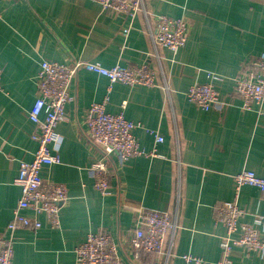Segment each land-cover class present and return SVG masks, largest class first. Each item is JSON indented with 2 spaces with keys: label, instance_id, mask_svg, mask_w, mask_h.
I'll use <instances>...</instances> for the list:
<instances>
[{
  "label": "crops",
  "instance_id": "crops-1",
  "mask_svg": "<svg viewBox=\"0 0 264 264\" xmlns=\"http://www.w3.org/2000/svg\"><path fill=\"white\" fill-rule=\"evenodd\" d=\"M144 3L148 20L105 11L94 0H0L1 232L21 196L15 183L20 164L31 161L38 146L29 111L38 96L42 60H88L106 67L147 63L157 72L156 86L116 82L111 89L106 76L84 69L74 75L66 105L69 120L58 125L64 138L62 162L42 170L45 179L68 188L61 226L52 228L39 215L37 231L17 229L13 264H77L75 246L94 231L113 235L123 264H185L184 254L201 260L193 264H216L226 229L215 220V206L235 198V173L250 169L264 177V119L256 110H244L234 90L245 65L264 52V0ZM154 14L187 20L188 40L177 52L153 44ZM128 26L126 37L123 28ZM209 73L223 77L215 83L221 101L203 110L188 100L187 91L207 82ZM106 94L108 111L124 112L134 121L141 148L155 155L121 162L116 152L107 155L89 136L86 109ZM156 134L163 141H156ZM103 158L111 173L109 194L95 188L90 169ZM237 199L245 210L241 221L258 227L264 237V223L256 222V215L264 214L263 193L244 185ZM142 207L176 214L178 229L162 253L136 259L126 242ZM231 259V264H264V251L235 246Z\"/></svg>",
  "mask_w": 264,
  "mask_h": 264
},
{
  "label": "built area",
  "instance_id": "built-area-1",
  "mask_svg": "<svg viewBox=\"0 0 264 264\" xmlns=\"http://www.w3.org/2000/svg\"><path fill=\"white\" fill-rule=\"evenodd\" d=\"M105 11L111 10L130 18L138 15L146 20L151 14L146 10L144 0H94ZM155 30L150 32L156 47H164L177 52L188 40L189 28L184 18H174L166 14H154ZM130 26L123 28L128 36ZM81 69L106 76L112 84L120 82L129 86H156V70L147 63L117 64L103 66L100 62L80 60L72 64L52 60H42L36 75L38 96L29 111V118L35 124L32 138L38 146L31 161L20 164L15 183L21 188V196L13 210V217L6 229L0 231V264H13L15 232L19 228L37 231L42 227L39 215L46 217L52 228L61 226V210L69 200L68 188L64 183L54 182L42 176L46 166L62 162L61 148L63 134L58 125L69 120L66 105L71 99V82ZM223 77L209 73L207 82L196 83L187 91V98L198 108L211 109L220 103V93L215 85ZM2 68L0 66V89L2 88ZM168 90V87L165 86ZM234 90L241 98L244 110H256L264 119V52L250 60L235 80ZM109 94L100 102L91 103L86 109V124L89 136L106 154L116 152L121 162L140 154L156 152L145 151L135 135L137 124L128 119L124 112L108 111ZM126 102H124V105ZM153 132V130H150ZM156 141L163 137L156 134ZM94 177V186L102 194L110 193L111 173L107 161L103 158L94 161L90 167ZM236 196L233 200H224L215 206L214 217L226 229L221 238L222 255L216 264H231L233 247L240 246L247 251H264V237L258 227L241 221L245 210L238 204L239 191L244 185L259 188L264 195V177L250 169H243L233 175ZM25 210H30L28 215ZM256 222L264 223V214L256 215ZM178 229L177 215L167 210L140 208L135 218V230L127 240L130 253L134 258L141 254H157L165 250L166 240L172 238ZM77 264H123L119 243L110 232H89L86 238L74 249ZM166 252V257L171 256ZM185 264L201 262L190 254L183 256Z\"/></svg>",
  "mask_w": 264,
  "mask_h": 264
}]
</instances>
